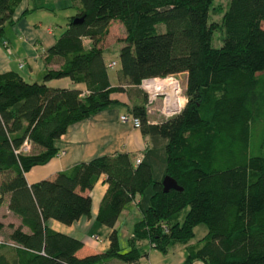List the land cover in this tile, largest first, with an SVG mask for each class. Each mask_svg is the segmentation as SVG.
<instances>
[{
	"label": "trees",
	"instance_id": "obj_1",
	"mask_svg": "<svg viewBox=\"0 0 264 264\" xmlns=\"http://www.w3.org/2000/svg\"><path fill=\"white\" fill-rule=\"evenodd\" d=\"M21 1L0 0V37ZM72 1L76 13L46 50L44 81L0 74V208L20 218L0 221V264H140L147 245L161 254L183 245L186 263L264 264V0H230L219 24L209 21L215 0ZM113 21L125 29L117 86L102 46ZM170 75L184 76L185 103L150 120L136 86ZM61 78L85 92L46 84ZM127 91L140 98L130 111L150 140L139 163L128 153L100 155L28 184L25 174L57 155L71 124ZM101 175L108 188L96 221L110 229L109 247L93 252L47 222L90 216L88 191ZM165 176L181 190L165 191ZM131 202L140 218L123 248L115 225ZM199 225L205 230L193 243Z\"/></svg>",
	"mask_w": 264,
	"mask_h": 264
},
{
	"label": "crops",
	"instance_id": "obj_2",
	"mask_svg": "<svg viewBox=\"0 0 264 264\" xmlns=\"http://www.w3.org/2000/svg\"><path fill=\"white\" fill-rule=\"evenodd\" d=\"M55 10L64 11L61 24L64 20H66V23L64 25L60 24L56 28L50 25L44 29L39 25L42 21V15H37L44 11L56 14L57 11ZM76 10L77 8L72 0H22L16 9L13 20L3 27L0 37V74L14 71L28 82H43L47 70L44 61L46 50L65 31L68 19L76 13ZM21 62H23L22 67H20ZM52 67L56 68L57 65ZM119 67L114 71V76H111L108 70L111 86H117L119 83ZM46 84L51 87L78 89L85 92V86L82 83H75L69 78L49 80ZM111 98L117 103L104 108L87 119L73 123L67 128L66 132L56 141V146L59 149L57 155L46 164L34 166L25 174L28 184L53 178L59 171L71 169L81 162L89 161L100 155L112 156L117 153H128L134 164H136L135 160L137 158H143L150 144L149 138L144 136L140 128L134 126L131 120L125 122L120 120V116L123 114H132L130 109L134 103L140 101V98L129 95L128 91L113 92ZM157 115L154 114L151 120L159 119V117L155 118ZM162 119L164 118L160 120ZM107 188L105 175H101L93 188L88 191L92 201L90 216H83L71 225L62 224L56 220H49L47 225L55 231L76 237L84 242L83 237L85 234L90 232L91 226L98 223L96 215ZM138 218H140V213L136 208V204L131 202L121 213L115 225L118 232L120 228H125L128 232L123 248L128 246V239L132 236L133 224ZM0 221L5 226L20 224V218L11 213L6 204L0 208ZM120 223L122 226H119ZM109 232L110 229L108 228L105 240L91 242L90 248L93 252H102L109 247ZM2 239L0 235V240ZM84 245L88 248L85 242ZM176 247L184 248L183 245H176ZM146 250V257H149V254L153 252L159 253L149 245H147ZM168 253L162 255L166 256ZM197 263L204 264L198 260L190 263L185 262V264Z\"/></svg>",
	"mask_w": 264,
	"mask_h": 264
},
{
	"label": "rangeland",
	"instance_id": "obj_3",
	"mask_svg": "<svg viewBox=\"0 0 264 264\" xmlns=\"http://www.w3.org/2000/svg\"><path fill=\"white\" fill-rule=\"evenodd\" d=\"M229 1L230 0H215L214 1L213 6L210 10V17H209L210 22L217 23V24L220 23L222 14L224 10L226 9ZM40 15H42V21L39 23V25H41L44 29L50 25L51 26L53 25V27L56 28L57 26L61 24V21H63L61 17H63L64 11L59 10L56 12V14L49 12V11H44L41 14H38L37 16H40ZM50 21H53V22H50ZM65 23H66V20H64L62 24L64 25ZM262 26L264 27V22L262 23ZM124 38H125V29L123 28L120 22L113 21L111 24L110 30H109V34L107 35V37L105 38L102 44V46L104 47V57H105L106 62L108 64L111 62H115L114 66H108V70L111 76H114V71L120 66L119 50L124 44L123 43ZM212 45L216 48L221 47L222 45V33L218 30L215 31L213 34ZM179 79L181 80L183 84V89H185L184 76L179 75ZM157 101L158 102H156L155 107H158L161 103L159 100ZM154 114L159 115V112H153V114L150 115L151 117L149 116L150 120L152 119V117H154L153 116ZM158 115L155 118L159 117V119H156L153 121H157L163 118V116L161 115L158 116ZM119 226H122V224L120 223ZM107 229L108 227H106L105 225L96 223L94 226H91L90 232L85 234L84 237L83 236L81 237H83L84 242L87 244L88 248H90V245H92L91 242H98L93 239L94 236H98L101 241H103V239L105 240ZM204 230H205L204 225H199L197 228H195V231H194L195 235H194V238L192 239L193 243L198 241L201 238V235L204 233ZM127 236H128L127 230L125 228H120L119 238H120L122 247L124 245V242H126ZM184 248L182 247L179 248L175 246L170 249L168 255L166 256H163L162 254L155 253V252L150 253L149 257H142L141 264H185L184 260L186 258L187 252H186V249ZM144 249H147V247H145ZM155 254L157 255L155 256ZM111 264H122V263L113 262ZM197 264H201V263H197Z\"/></svg>",
	"mask_w": 264,
	"mask_h": 264
},
{
	"label": "built area",
	"instance_id": "obj_4",
	"mask_svg": "<svg viewBox=\"0 0 264 264\" xmlns=\"http://www.w3.org/2000/svg\"><path fill=\"white\" fill-rule=\"evenodd\" d=\"M115 62H111L108 66H114ZM23 66V62L20 63V67ZM152 85V86H151ZM147 96L145 108L148 115L153 112H159L163 118H168L180 112L184 103V89L183 84L178 76L170 75L167 77H149L143 78L137 85ZM170 87V91H166L165 88ZM159 100L161 103L158 107H155L156 102ZM120 120L125 122L131 120L134 126H139V119L132 114H123L120 116ZM27 143L24 144L23 150H28ZM141 158H137L135 163H139ZM94 240L99 241L98 236L93 237Z\"/></svg>",
	"mask_w": 264,
	"mask_h": 264
},
{
	"label": "water",
	"instance_id": "obj_5",
	"mask_svg": "<svg viewBox=\"0 0 264 264\" xmlns=\"http://www.w3.org/2000/svg\"><path fill=\"white\" fill-rule=\"evenodd\" d=\"M81 20L82 18H78V19H75V22H80ZM162 183H163V187L165 191L169 190L170 188L181 190V188L176 184L175 180L169 176H165L163 178Z\"/></svg>",
	"mask_w": 264,
	"mask_h": 264
},
{
	"label": "bare ground",
	"instance_id": "obj_6",
	"mask_svg": "<svg viewBox=\"0 0 264 264\" xmlns=\"http://www.w3.org/2000/svg\"><path fill=\"white\" fill-rule=\"evenodd\" d=\"M151 86H152V85H151ZM165 90H166V91H170L171 88H170V87H166Z\"/></svg>",
	"mask_w": 264,
	"mask_h": 264
}]
</instances>
